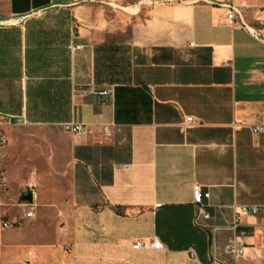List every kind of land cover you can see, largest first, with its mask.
I'll return each mask as SVG.
<instances>
[{"label": "crops", "instance_id": "1", "mask_svg": "<svg viewBox=\"0 0 264 264\" xmlns=\"http://www.w3.org/2000/svg\"><path fill=\"white\" fill-rule=\"evenodd\" d=\"M216 1L0 0V22L69 16L63 31L0 29L18 32L23 69L21 110L0 111V130L30 158L15 176L32 179L35 199L22 226L0 224V264H264V130L252 129L264 122V0H234L245 26ZM39 35L67 58L63 116L26 111L25 52ZM67 120L92 131H67ZM194 182L209 191V216L197 220ZM242 203L262 207L241 213L246 246L234 257L225 245ZM19 204L0 208V220L21 215ZM154 236L161 247L133 246Z\"/></svg>", "mask_w": 264, "mask_h": 264}, {"label": "trees", "instance_id": "2", "mask_svg": "<svg viewBox=\"0 0 264 264\" xmlns=\"http://www.w3.org/2000/svg\"><path fill=\"white\" fill-rule=\"evenodd\" d=\"M1 28L6 29L5 26ZM17 33L14 31L7 34L6 31H0V111L14 114L20 112L23 102V69L17 54ZM29 33L31 31L27 35ZM51 40L52 38L42 35L32 37V45L25 52L26 111L29 117H49L50 113L55 117L63 116L68 107L70 88L66 77L67 58L61 53L59 60L50 52L46 46ZM56 63L58 66L54 67Z\"/></svg>", "mask_w": 264, "mask_h": 264}, {"label": "built area", "instance_id": "3", "mask_svg": "<svg viewBox=\"0 0 264 264\" xmlns=\"http://www.w3.org/2000/svg\"><path fill=\"white\" fill-rule=\"evenodd\" d=\"M215 4H218L222 7L227 9L226 15L227 18L230 20L238 18L240 24L245 26V22L241 16L240 9L238 5L234 2V0H219L216 1ZM81 47L80 45H76L75 48ZM83 92L93 93V94H108L113 93L112 86L102 87V88H95L89 87L84 88ZM104 102V101H102ZM187 119L191 123H197L196 119H193L189 116H186ZM62 126L65 130L74 132V133H89L92 131V128L89 124L77 121V120H67L62 122ZM254 131H261L264 130V122L256 123L252 126ZM102 133L105 137L111 135L110 126L108 123L102 125ZM7 138L3 135H0V141L5 142ZM31 187V185H30ZM209 196L208 190H203L202 185L199 182H194L192 185V201L195 204V212H194V219L197 220L199 217H208L209 213L205 209V202L204 198ZM24 204L27 206L24 209L23 213L19 216L9 217L0 220V224L2 227L4 226H11V227H20L22 226L25 221L34 215V202L33 201H24ZM262 206L257 204H248L242 203L235 206L234 214H233V221L230 224V227L233 229V233L228 237L225 249L228 253L233 255L234 257H238L244 254L245 252V242L241 238L245 234V230L239 226V218L242 212H258ZM163 244L159 238L154 236L150 240L146 241L140 238H137L133 241L134 247L139 246H153V247H161ZM254 253L256 255L260 254V251L257 248H254ZM193 254V252H191ZM215 261V259H214Z\"/></svg>", "mask_w": 264, "mask_h": 264}, {"label": "rangeland", "instance_id": "4", "mask_svg": "<svg viewBox=\"0 0 264 264\" xmlns=\"http://www.w3.org/2000/svg\"><path fill=\"white\" fill-rule=\"evenodd\" d=\"M69 16L65 10H49L47 12H36L32 13L22 19L11 18L7 21L0 22V26L5 27H16L25 29L27 27L33 28H45V29H58V30H66L68 28ZM10 123L11 125H16V121L13 117H11ZM1 120L7 119L6 117L0 118ZM3 130H0V135H3ZM30 145L28 147L30 154L33 152V145L38 143H34L33 140L28 142ZM26 148V147H25ZM21 148L19 147V142L16 138L10 139L7 138L5 142L0 141V208L9 207L14 211H18L19 195L21 192L30 189V185L28 184L30 180L29 177L24 179H17L15 176L16 170L19 165L26 164L27 159L22 155H19L21 152ZM20 159V161H19ZM11 168L14 173V177H8L6 172L7 169ZM35 199H33L34 201Z\"/></svg>", "mask_w": 264, "mask_h": 264}, {"label": "water", "instance_id": "5", "mask_svg": "<svg viewBox=\"0 0 264 264\" xmlns=\"http://www.w3.org/2000/svg\"><path fill=\"white\" fill-rule=\"evenodd\" d=\"M13 119L17 120V121H21V120H23V117L15 115V116H13ZM32 199H33V192L30 189L21 192L20 195H19V200H21V201L30 202V201H32Z\"/></svg>", "mask_w": 264, "mask_h": 264}]
</instances>
